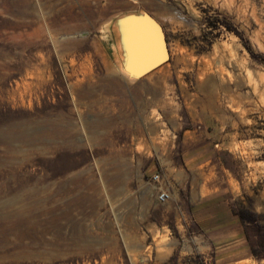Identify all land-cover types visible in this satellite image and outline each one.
I'll return each instance as SVG.
<instances>
[{
  "label": "rangeland",
  "instance_id": "1",
  "mask_svg": "<svg viewBox=\"0 0 264 264\" xmlns=\"http://www.w3.org/2000/svg\"><path fill=\"white\" fill-rule=\"evenodd\" d=\"M141 10L168 59L127 81ZM0 264H264V0H0Z\"/></svg>",
  "mask_w": 264,
  "mask_h": 264
},
{
  "label": "water",
  "instance_id": "2",
  "mask_svg": "<svg viewBox=\"0 0 264 264\" xmlns=\"http://www.w3.org/2000/svg\"><path fill=\"white\" fill-rule=\"evenodd\" d=\"M121 28L117 29L116 23ZM119 54V67L128 60L132 72L140 79L168 59L165 34L161 23L149 12H125L112 22Z\"/></svg>",
  "mask_w": 264,
  "mask_h": 264
},
{
  "label": "trees",
  "instance_id": "3",
  "mask_svg": "<svg viewBox=\"0 0 264 264\" xmlns=\"http://www.w3.org/2000/svg\"><path fill=\"white\" fill-rule=\"evenodd\" d=\"M232 216L238 218V220L243 223V225L257 224V219L259 215L247 210V209H238L232 210L230 209ZM251 253L254 255L253 250L251 249Z\"/></svg>",
  "mask_w": 264,
  "mask_h": 264
},
{
  "label": "bare ground",
  "instance_id": "4",
  "mask_svg": "<svg viewBox=\"0 0 264 264\" xmlns=\"http://www.w3.org/2000/svg\"><path fill=\"white\" fill-rule=\"evenodd\" d=\"M116 26H117V29H118V28H119V29L121 28V25H120V23H118V22L116 23ZM65 40H66V39H65ZM66 41H67V40H66ZM167 50H168V49H167ZM165 62H166V61H165ZM165 62H164V63H165ZM164 63H163V64H164ZM161 65H162V64H161ZM132 66H133V65H131L130 62H129L128 60H126V61L124 60V66L122 67V69L125 71V75H121V74L118 73V74L120 75V77H122L123 79H125V80H127V81H128V80H131V79L134 80V79L137 77V75H136L134 72H132V70H131V67H132ZM159 66H160V65H159ZM159 66H158V67H159ZM118 68H119V67H118ZM118 68H117V69H118ZM120 68H121V66H120ZM156 68H157V67H156ZM156 68H155V69H156ZM155 69H153V70H155ZM153 70H152V71H153ZM152 71H150V72H152ZM150 72H149V73H150ZM149 73H147V74H149ZM147 74H146V75H147ZM146 75H144V76H146ZM144 76H143V77H144Z\"/></svg>",
  "mask_w": 264,
  "mask_h": 264
},
{
  "label": "crops",
  "instance_id": "5",
  "mask_svg": "<svg viewBox=\"0 0 264 264\" xmlns=\"http://www.w3.org/2000/svg\"><path fill=\"white\" fill-rule=\"evenodd\" d=\"M155 18H157V17H155ZM224 212L225 211L215 212L214 214H215L216 217L218 216V214H221V215L224 214L225 216H227V218L225 220H230V218L233 217L230 210H228L227 213L226 212L224 213ZM210 217H213V216H210ZM225 220L224 219H221L220 221H216L215 225L213 227H211V229L212 230L213 229L214 230H217L218 228L224 227L225 224H226Z\"/></svg>",
  "mask_w": 264,
  "mask_h": 264
},
{
  "label": "built area",
  "instance_id": "6",
  "mask_svg": "<svg viewBox=\"0 0 264 264\" xmlns=\"http://www.w3.org/2000/svg\"><path fill=\"white\" fill-rule=\"evenodd\" d=\"M151 179L156 182L158 180V174H152ZM168 192L167 190L163 189V188H158L156 191V198L159 201H163L166 200L168 198Z\"/></svg>",
  "mask_w": 264,
  "mask_h": 264
}]
</instances>
